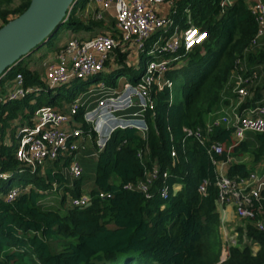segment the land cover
Masks as SVG:
<instances>
[{
	"label": "trees",
	"instance_id": "obj_1",
	"mask_svg": "<svg viewBox=\"0 0 264 264\" xmlns=\"http://www.w3.org/2000/svg\"><path fill=\"white\" fill-rule=\"evenodd\" d=\"M14 1L0 0V28L13 20L10 17L22 15L32 0H19L20 4L12 8ZM249 1L233 0V5L224 9L222 0L178 2L180 17L190 5L193 23L207 31L209 39L166 74L168 84L155 86L154 107L145 113L146 137L134 128L118 129L111 134L105 149L98 154L94 183L88 192L91 201L84 209L71 207L70 200L85 194L89 160H82L84 174L73 181L63 173L71 157L50 162L34 174L21 173L16 157L18 145L7 143L8 138L16 140L18 127H12L13 122L19 123V127L31 125V117L45 106L42 100L54 91L56 95L46 105L57 108L58 90L62 88H49L45 77L41 79L38 72L23 68L22 62L7 75L6 79H14L22 74L25 87L45 89L0 106V173L10 176L0 179V264H264V192L253 202L255 217L245 220L238 229L241 238L245 236L259 250L253 252L252 246L241 240L228 249L227 260L221 263L224 246L217 188L218 164L228 166L229 179H248L257 165L264 164V134H255L242 142L233 138L231 128L215 127L206 134L207 117L218 108L226 89H230L235 72L240 69V74L251 76L253 67H260L264 75V45L256 51L251 48L259 25ZM83 3L82 0L80 4ZM78 6L65 25L75 32L98 28L121 39L119 32L113 26L105 28L103 21L84 23ZM182 27L186 29L187 25ZM127 59L128 53L118 49L114 61L107 64L108 69H113L111 75L116 72L119 77L131 70ZM105 74L108 75L101 73L98 77ZM98 77L82 82L90 83ZM179 79L183 84V102L177 105L172 102L170 86ZM131 82L136 85L137 79L134 77ZM263 94L264 84L250 90L242 109L261 103ZM74 98L73 93L66 100ZM80 116L78 121L91 134ZM185 129L201 130L206 144L188 137ZM91 138L97 144L98 135L92 133ZM212 144H220L222 153L209 152ZM80 150L76 154L79 163ZM247 155L251 164L242 160ZM155 169L160 170L161 176L168 174V200L163 201L159 194L162 177L154 183L151 198L126 188L145 182ZM205 181L209 185L204 196L199 188ZM175 186L181 189L175 190ZM15 187L20 188V194L9 202L8 193ZM57 188L65 191L61 206L41 204L44 194ZM259 223L263 229L257 226Z\"/></svg>",
	"mask_w": 264,
	"mask_h": 264
},
{
	"label": "built area",
	"instance_id": "obj_2",
	"mask_svg": "<svg viewBox=\"0 0 264 264\" xmlns=\"http://www.w3.org/2000/svg\"><path fill=\"white\" fill-rule=\"evenodd\" d=\"M167 1L95 0L104 11L115 10L116 30L121 39L108 33H101L87 40L71 38L58 53L57 60L46 64L47 86L51 89L70 87L75 81H88L101 73L111 74L112 70L107 68V64L114 61V54L118 49H121L123 54L134 49L144 55L145 58L142 57V61L143 63L145 61V64L138 68L137 83L136 85L126 84L122 94L105 98L96 110L83 115L91 134L86 133L83 126L76 123V117L82 107L79 99L74 100L67 111L53 107L39 108L32 117L34 125L20 129L16 157L21 166V173L29 171L34 174L50 162H55L61 157H71L67 172L71 181L78 180L84 174L81 164L76 159L80 148L76 140L79 137L85 135L91 137L92 133L96 132L98 152L105 149L111 134L118 129L134 128L146 137L148 127L145 122V113L154 107L152 95L155 86H162L165 83L163 78L166 74L178 67L184 57L197 47L203 46L209 39V33L195 24H190L186 30L180 31L173 19L162 17L157 7ZM221 5L223 9L232 6L233 0H222ZM250 10L259 25V32L251 45V48L255 49L264 45V1L251 4ZM171 30H173L172 33ZM151 41L153 42L149 45ZM257 78L256 70L251 76L239 75L233 89L234 94L240 100L248 98L249 87ZM100 84L104 87L102 82ZM44 89L25 87L23 75L17 74L12 81L11 89L7 93L0 94V106L23 100L29 95H37ZM129 110L134 112L129 114L128 119L125 113ZM230 118L229 113L224 112L221 118H216L211 123L207 122L206 134L212 132L215 127L231 128L233 138L238 142L245 141L250 133L264 134L263 102L256 105L254 109L243 110L237 114L231 126ZM110 120L114 125L109 132L104 133L103 124ZM185 132L188 137H195L201 144H206L201 130L185 129ZM222 151L220 144H212L209 150L218 154ZM9 177L8 174L0 173L1 180H7ZM161 177L164 181L159 194L161 199L166 201L170 196V187L165 181L168 174L161 176L159 169L148 174L145 182L128 185L126 188L141 191L151 198L150 191ZM255 177L251 175L249 179H229L220 173L217 180L218 205H235L240 217L245 220L253 219L255 217L252 210L253 202L259 200L264 192V176ZM250 181L252 185L247 186ZM208 185V181H205L200 186L201 195L207 194ZM178 187L175 186L174 189L179 190ZM20 191L17 187L10 189L8 201L15 200ZM101 196L104 197V194ZM90 201V196L83 194L80 197L71 198L70 206L84 209L89 206ZM257 226L263 229L261 223Z\"/></svg>",
	"mask_w": 264,
	"mask_h": 264
},
{
	"label": "rangeland",
	"instance_id": "obj_3",
	"mask_svg": "<svg viewBox=\"0 0 264 264\" xmlns=\"http://www.w3.org/2000/svg\"><path fill=\"white\" fill-rule=\"evenodd\" d=\"M251 4H254L258 1H263V0H250ZM20 4L19 0H15L13 3L12 8L17 7ZM78 8L80 9V3L78 4ZM11 9V8H10ZM112 10V9H111ZM114 15V16H113ZM181 15H185L183 12L181 13ZM111 18H113L112 20H115V10L114 13H112V15H110ZM186 16V15H185ZM15 17H10V19H14ZM190 19V18H189ZM191 22L189 24H193V20L192 18L190 19ZM103 21V20H100ZM2 25V23L0 22V26ZM109 26L112 27L113 24L109 23ZM73 29L69 28L67 25H63L60 27V29L57 31V33L50 39V41L44 45L41 49H39L38 51H36L35 53L31 54L29 57L25 58L22 63L21 66L23 68L26 69H32L35 68L36 70H38L40 72V74H43V76L45 75L46 71L45 68H43L42 66V62L45 61V59L49 58L53 53L57 52L61 45L64 44L65 42H67L72 35V31ZM78 36V35H76ZM213 46L216 47V42L213 43ZM253 51H256V49L252 48ZM183 63H185V61H183ZM145 64V61H144ZM255 70L257 69L258 71V78L253 82V84L249 87V92L250 90H255L257 89L259 86L264 84V75L262 74L261 68L260 67H253ZM240 69H238V71L235 72V74L232 77V81L229 84L230 85V89H226L225 94H223L222 100L218 106V108L211 114L208 115L206 122L211 123L214 121V119L216 118H221V116L224 114V112L229 113V116H231V120L229 122V125L231 126L233 124V122H235V116L237 114H240L242 112V105L244 103V100H240L237 96H235L234 94V86L237 80V77L240 74ZM14 75V74H13ZM12 75V76H13ZM135 77V72L128 70L126 71L123 75L119 76L116 78V83L118 84H123L124 82H127L129 80L134 79ZM164 82H166V84H168V80H167V76L163 78ZM115 81V80H114ZM101 82H105V83H109L111 84V82H113V78L111 76H104L103 78H96L91 80L90 83H83L82 81H75L72 83V85L70 87H66V88H62L60 90H58V92L60 93V97H58L56 99V103L57 104H61V102H66L68 100H66L68 97H70L71 95H73V93L75 92V94H83V93H88V89L90 88V86H92V84H96V83H101ZM182 79H179L178 81H172L171 83V94H172V102L175 104H181L183 102V93H182ZM57 92V91H56ZM55 91L52 92L51 94H47L44 98V100H42L43 105H46L51 99L54 98L55 96ZM69 105V103H67ZM20 118V116H19ZM19 119H17L16 121H18ZM11 132L8 131V135ZM255 135V133H250L249 135H247V138H251ZM93 140V139H92ZM95 144V143H94ZM96 147V144L95 146ZM95 153V156L94 155ZM98 154L99 152L95 151L93 152V150L89 153L87 160H89V164L91 166V168L89 169V176L87 177V182L84 185V189H85V194L88 193L93 185V181H94V177H95V173H96V169L93 165V161L95 159H98ZM90 156V157H89ZM95 158V159H94ZM242 160L248 162L249 164H251V159L249 157V155L244 156L242 158ZM47 166V164H46ZM228 166L224 165V164H218L217 165V170L219 173H226ZM63 173L66 175V177L70 180L69 178V174L67 172V168H64ZM256 177L255 178H261L264 176V164L263 165H257L255 171H253V174ZM251 177V176H250ZM249 177V178H250ZM248 178V179H249ZM252 181H250L247 186L252 185L251 183ZM65 195V191L62 188H57V190H53L52 192H47V194H44V199L41 201V204H43L44 206H51L54 208L60 207L62 204V199ZM69 201V200H68ZM234 207V214H235V220L234 221H230L228 220L225 216L224 213L222 212V218H221V235H222V239H223V253H222V257H221V263H224L227 260L228 257V249L230 247L233 246H237L241 240L243 241L244 244H248L252 246V250L253 252H257L258 250L257 247L255 245H252V243L244 236V239L241 238V235L238 231V229L242 226H244V222L245 219H243L242 217H240L238 210H237V206L235 205H231ZM223 206H221L220 204L218 205V208H222Z\"/></svg>",
	"mask_w": 264,
	"mask_h": 264
},
{
	"label": "crops",
	"instance_id": "obj_4",
	"mask_svg": "<svg viewBox=\"0 0 264 264\" xmlns=\"http://www.w3.org/2000/svg\"><path fill=\"white\" fill-rule=\"evenodd\" d=\"M81 1L82 0H79V3ZM83 1H84V3L80 4L81 8L80 9L78 8V10H79L78 12H79L80 19L84 23L89 24L90 21L103 20L105 28H110L109 23H111V24H113V28L116 29V19L113 21L112 20L113 18H111V16H110V15H112V13H114V9H112L110 11H104L101 8V6H99L95 2V0H83ZM179 1H181V0H168L166 3L159 5L157 8H158L159 14H161L162 17L173 19L174 22H175V25L179 28V30L183 31V30H186L189 27V25H190L189 22H191L190 19L192 18V16H191L190 5H188V7L183 11V13L186 16L185 15H181V17H180V15H179L180 13H179V10H178V2ZM248 3H249V6H250L251 2L249 1ZM181 20H184L183 23H180ZM183 24L187 25L186 29H183V27H182ZM103 31L104 30L101 31L98 28L97 29L91 28L89 30H81V31H78V32L73 31L72 32L73 36H71L70 39L71 38H77V39H81V40H87V39L94 38L98 34L104 33ZM172 32H173V30H171V33ZM76 35H78V36H76ZM64 45L62 44L60 49L57 52L53 53L49 58L45 59V61L42 62L43 63L42 66H43V68H45V71H46V64H48L51 61L57 60L56 59L57 55L61 51V49L63 48ZM127 53H128V59H127L126 63L128 65V67H130L131 70L135 72V78L138 79V73H139L138 68L144 66V63L142 61V57L143 58H145V57H144V55H142V53L137 52L134 49L133 50H129V52H127ZM117 67L120 68L119 65ZM28 70L36 71V72H38L40 74V72L38 70H36L35 68L28 69ZM111 70H113V69L111 68ZM115 73L113 75L105 74V75L100 76L101 78H103L104 76H108V77L111 76L113 78V82H111V84L102 82L104 84V87H101L100 83L92 84V86H90V88L88 89V93H86V94L83 93V94L80 95V94H75V92H74V97L75 98L73 100L66 101L64 103L61 102V104L58 107L60 108V110L62 109L63 111H67L69 109V107L71 106V104L73 103V101L76 100V99H79L81 104H82V106H83L82 113H79V114L81 115L80 117L84 119L83 115L85 113H88V112H91L93 110H96L98 108L99 103L102 100H104L107 97L118 96V95L122 94L123 91H124L125 85L129 84V83L132 84L131 80H129L127 82H124L123 84L116 83V78H117L116 75L117 74H115ZM44 77H45V75L43 76V74H41V79L44 78ZM43 80H45V79H43ZM12 81H13V78L5 79L3 81H0V94L7 93L11 89ZM260 102L264 103V94H263V99ZM67 103H69V105ZM258 104H260V103H257L256 105H258ZM42 107H52V106L45 105V106H42ZM246 107L247 108L242 109V111L243 110L247 111V110L254 109L256 106H246ZM132 112H134V111L133 110L132 111L131 110L127 111L125 113V117L129 119L128 116ZM32 117L30 119V124L31 125L25 124L24 126H20L19 127V123L17 124L15 122H13L12 127H16V126L18 127L17 131H16V140L14 141L11 138H8L7 139L8 145H15V146L18 145L20 129L22 127H26V126H33L34 122H32ZM76 123H77V125H82L81 122L78 121L77 117H76ZM113 125L114 124L111 122V120L107 121L106 124L104 123L103 124V126H104L103 127L104 128L103 132L104 133L109 132L111 130V128L113 127ZM94 133H96V132H94ZM76 141L79 144V147L81 148V150L79 152V161H80V163L83 166L82 160L83 159L84 160L87 159L86 157H88L89 153L92 150H93V152L97 151L96 150L97 148L94 147L95 146L94 141L89 136H86V135L85 136H81ZM93 156L96 157L95 153H94ZM96 162H97V159H95L93 161V165L92 166L95 167ZM83 169H84V166H83ZM84 171H85V169H84ZM223 174L226 175V173H223ZM93 183H94V181H93ZM178 189L180 190L181 187L179 186ZM218 212L220 213L221 218L223 216L222 215V212H223L224 216L228 220H230V221H234L235 220L236 216L234 214V207L231 206V205L223 206L222 208H218ZM256 250H259V248L257 247Z\"/></svg>",
	"mask_w": 264,
	"mask_h": 264
},
{
	"label": "water",
	"instance_id": "obj_5",
	"mask_svg": "<svg viewBox=\"0 0 264 264\" xmlns=\"http://www.w3.org/2000/svg\"><path fill=\"white\" fill-rule=\"evenodd\" d=\"M78 3L79 0H32L22 15L0 28V81L46 45Z\"/></svg>",
	"mask_w": 264,
	"mask_h": 264
}]
</instances>
